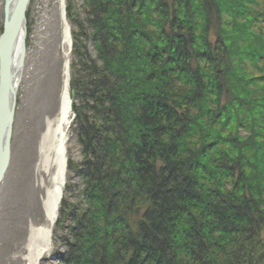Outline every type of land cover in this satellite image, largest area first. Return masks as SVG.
Segmentation results:
<instances>
[{"label": "trees", "instance_id": "obj_1", "mask_svg": "<svg viewBox=\"0 0 264 264\" xmlns=\"http://www.w3.org/2000/svg\"><path fill=\"white\" fill-rule=\"evenodd\" d=\"M66 15L81 158L58 262L264 264V0H66Z\"/></svg>", "mask_w": 264, "mask_h": 264}, {"label": "rangeland", "instance_id": "obj_2", "mask_svg": "<svg viewBox=\"0 0 264 264\" xmlns=\"http://www.w3.org/2000/svg\"><path fill=\"white\" fill-rule=\"evenodd\" d=\"M4 1L0 0V34ZM62 38L60 0H32L27 13L26 55L17 93L11 160L0 186V264H25L24 244L29 225L43 222L42 191L36 185L30 147L34 151L37 148L32 143L39 120L45 118L46 111L59 105L64 71ZM74 122L75 117L70 129L68 159L77 161L81 152L73 131ZM67 182L77 185L78 178L67 175ZM64 195L73 203L78 199V190H64ZM60 233L54 226L51 250L39 264H60L55 255L56 250L64 247L57 237Z\"/></svg>", "mask_w": 264, "mask_h": 264}, {"label": "bare ground", "instance_id": "obj_3", "mask_svg": "<svg viewBox=\"0 0 264 264\" xmlns=\"http://www.w3.org/2000/svg\"><path fill=\"white\" fill-rule=\"evenodd\" d=\"M13 6L14 0L9 4V11L13 10ZM60 10L63 22L61 41V52L64 57L63 85L58 108H50L48 112L46 111L45 118H41L37 124L35 140L32 143V146L37 144V148L34 151L33 147H30L32 160L35 161L36 185L42 191L43 222L29 225L28 236L24 244L26 250V254H24L25 264H39L43 256L51 250L53 229L67 183L73 102L69 80L72 37L69 21L64 14L66 0H60ZM24 37L25 35L21 32L14 46L10 71L13 83L21 82L23 77L22 56L25 49L22 44Z\"/></svg>", "mask_w": 264, "mask_h": 264}, {"label": "water", "instance_id": "obj_4", "mask_svg": "<svg viewBox=\"0 0 264 264\" xmlns=\"http://www.w3.org/2000/svg\"><path fill=\"white\" fill-rule=\"evenodd\" d=\"M11 1L13 0L4 1V20L0 34V186L5 179L11 160V142L20 83H13L10 75L13 51L19 34L23 32L26 37L27 13L32 0H14L13 10L9 11ZM64 14L66 16V11ZM25 37L22 44L25 49L22 56V70L26 55ZM72 44L71 40V46ZM74 95L72 91V102ZM73 117H75L74 112Z\"/></svg>", "mask_w": 264, "mask_h": 264}]
</instances>
